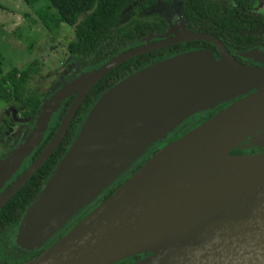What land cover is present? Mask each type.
<instances>
[{
  "label": "water",
  "instance_id": "water-1",
  "mask_svg": "<svg viewBox=\"0 0 264 264\" xmlns=\"http://www.w3.org/2000/svg\"><path fill=\"white\" fill-rule=\"evenodd\" d=\"M152 37L63 81L41 101L33 127L0 159V209L55 151L87 93L112 68L192 40L213 44L218 56L206 47L180 51L104 89L26 206L16 246L46 245L152 145L195 114L232 101L161 146L63 235L17 264H113L140 253L147 255L131 264H264V152L230 153L247 137L264 146V130L256 133L264 128V66L238 61L218 37L186 24ZM239 53L264 63L263 51ZM72 95L52 138L24 167ZM221 148L235 159L218 160Z\"/></svg>",
  "mask_w": 264,
  "mask_h": 264
},
{
  "label": "trees",
  "instance_id": "trees-1",
  "mask_svg": "<svg viewBox=\"0 0 264 264\" xmlns=\"http://www.w3.org/2000/svg\"><path fill=\"white\" fill-rule=\"evenodd\" d=\"M24 1L31 5L33 0ZM158 1L170 5L173 0H46L47 6L40 7L38 15L50 29L57 28L61 23L73 27L74 37L68 41L67 51L72 57L78 59L85 68L89 69L101 64L110 56L129 48L148 33L166 31L169 22L161 13L155 11L146 13L144 11L154 7ZM176 1L180 2V13L188 28L215 35L230 52L246 49L257 42L264 44V17L252 12L261 0H229L230 5H222L220 0ZM190 47H206L213 51L216 50L213 44L204 40L172 44L123 61L94 84L78 107L65 136L55 151L0 209V264L21 263L41 253L94 208L99 201L113 193L118 185L136 171L161 146L182 135L224 107L225 104H220L214 110L197 115L194 122H184L168 138L156 143L120 179L107 188L93 204L76 216L40 249L27 251L19 248L11 241V231L18 225L26 206L37 195L56 162L65 152L80 122L98 95L118 79L139 67ZM39 71L40 64L36 59L23 68L14 67L6 73L2 72L0 61V101L20 105L23 108V115L31 120L37 115L41 103L40 94L30 85L32 78ZM72 98L73 95L62 102L40 145L31 153L30 161L38 156L52 138ZM247 149L255 151L257 147L233 148L230 153L243 154ZM137 256L139 255L133 257ZM120 262L121 260L113 264H120Z\"/></svg>",
  "mask_w": 264,
  "mask_h": 264
},
{
  "label": "rangeland",
  "instance_id": "rangeland-1",
  "mask_svg": "<svg viewBox=\"0 0 264 264\" xmlns=\"http://www.w3.org/2000/svg\"><path fill=\"white\" fill-rule=\"evenodd\" d=\"M42 6H47L46 0H33L31 5L27 4L24 0H0V61L2 72L6 73L14 67L23 68L36 59L40 64V71L32 78L30 85L40 94L41 101L49 96L63 81H67L68 78L85 71L84 66H82L78 59L72 57L66 48L68 41L74 37L73 27L66 23H61L55 29L48 28L38 15L39 8ZM144 11L146 13L151 11L163 13L170 25L185 24V20L180 13V5L176 1L170 7L158 1L156 6ZM254 12L264 17V0H262ZM197 114L195 115L197 116ZM195 115L192 119L186 121L194 122L196 119ZM33 120L23 115V108L20 105L0 101V159L4 158L23 141L26 126L29 125L31 129L33 127ZM262 130L264 128L258 130L256 133ZM172 133H169L166 138ZM249 144L250 137L245 138L241 142V145L244 147ZM149 149L144 155L147 154ZM142 157L137 159L133 164L137 163ZM29 158L30 156L26 159L24 165L29 163ZM121 176L114 182L120 179ZM102 193L89 205L93 204ZM89 205L68 221L59 232ZM16 232L17 226L10 233V239L13 243H15Z\"/></svg>",
  "mask_w": 264,
  "mask_h": 264
},
{
  "label": "flooded vegetation",
  "instance_id": "flooded-vegetation-1",
  "mask_svg": "<svg viewBox=\"0 0 264 264\" xmlns=\"http://www.w3.org/2000/svg\"><path fill=\"white\" fill-rule=\"evenodd\" d=\"M174 1H176V0H173L172 1V3L174 2ZM221 1V4L222 5H230V1L229 0H220ZM176 2H178L179 3V5H180V2L179 1H176ZM261 2H262V0L261 1H259L258 2V4H257V6L252 10V12L253 13H255L254 12V10L261 4ZM163 3V2H162ZM172 3L170 4V5H166V4H164V5H166L167 7H170L171 5H172ZM157 5V4H156ZM155 5V6H156ZM152 12V11H151ZM155 12H157V11H155ZM159 13H161V12H159ZM165 18H166V16L163 14V13H161ZM167 19V18H166ZM169 22V21H168ZM186 24V23H185ZM169 26H170V23H169ZM187 26V25H186ZM169 28V27H168ZM167 28V29H168ZM167 31V30H166ZM166 31H164V32H166ZM164 32H161V33H151V34H153V35H155L156 37H152V39H151V41H155V40H157V39H159V37H157V36H159V35H161V34H163ZM142 43H144V41H142V38H140L139 40H137L136 42H134L130 47H132V46H135V45H140V44H142ZM198 48H200V47H198ZM190 49H196V47H194V48H192V47H190V48H188V49H186V50H190ZM255 49H257V50H262V51H264V44H262V43H256V44H254V45H251L250 47H248V48H246V49H243V50H233V52H231V54L233 55V57L235 58V59H237L238 61H240V62H242V63H245V64H248V65H251V66H255V65H263L264 66V63H256V62H254L253 60H251L250 58H247V57H244V56H242V55H240V53L239 52H241V51H252V50H255ZM182 51H185V50H182ZM178 52H180V51H178ZM178 52H176V53H178ZM214 52V55L217 57L218 56V53H217V51L215 50V51H213ZM173 54H175V53H173ZM170 55H172V54H170ZM170 55H167V56H170ZM167 56H165V57H167ZM159 59V58H158ZM83 66V65H82ZM85 68V67H84ZM90 69V68H89ZM85 70H88V68H85ZM76 76V75H75ZM70 78H72V77H70ZM70 78H68V79H70ZM62 84V83H61ZM60 84V85H61ZM232 100H230V101H228V102H225V103H223V104H225V105H227L228 103H230ZM220 105V104H219ZM224 105V106H225ZM218 106V105H217ZM216 106V107H217ZM216 107H214V109L216 108ZM214 109H212V110H214ZM210 111V110H209ZM207 112V111H206ZM197 115H199V114H197ZM196 116V115H195ZM30 122V121H29ZM31 126H32V124H31ZM30 126V127H31ZM29 125H27L26 126V131H25V134H27V132L29 131ZM252 146H255V145H247V146H245V147H243V148H250V147H252ZM255 147H257V149L255 150V151H252V150H250V149H247V151L245 152V153H252V154H254V153H260V152H264V147L263 146H255ZM29 162H30V160H29ZM28 164V163H27ZM26 164V165H27ZM26 165H24V167H26ZM24 167H22V168H20V170L15 174V175H13V178L14 177H16L23 169H24ZM9 183H7V185H8ZM136 255H139V256H137V257H133V256H135V255H133V256H130V257H127V258H124V259H121V262H120V264H131V263H134V262H136V261H138L139 259H141V258H143V257H145L147 254H145V253H140V254H136ZM120 261V260H119Z\"/></svg>",
  "mask_w": 264,
  "mask_h": 264
},
{
  "label": "bare ground",
  "instance_id": "bare-ground-1",
  "mask_svg": "<svg viewBox=\"0 0 264 264\" xmlns=\"http://www.w3.org/2000/svg\"><path fill=\"white\" fill-rule=\"evenodd\" d=\"M217 158H218V160H220L223 163L231 162V161H233L235 159V158L230 157L229 155H227L225 153V149L224 148L220 149V151L217 154Z\"/></svg>",
  "mask_w": 264,
  "mask_h": 264
}]
</instances>
